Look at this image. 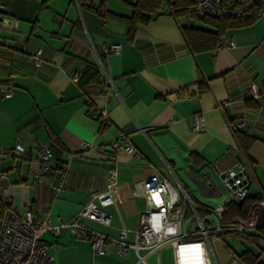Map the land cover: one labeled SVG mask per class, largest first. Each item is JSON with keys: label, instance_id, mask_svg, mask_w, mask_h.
Listing matches in <instances>:
<instances>
[{"label": "crops", "instance_id": "1", "mask_svg": "<svg viewBox=\"0 0 264 264\" xmlns=\"http://www.w3.org/2000/svg\"><path fill=\"white\" fill-rule=\"evenodd\" d=\"M87 4L100 7L108 17L79 8L75 0H0V16L7 18L0 30V85L13 87L8 98L0 92V147L10 150L19 140L27 152L23 158L0 160V171L8 175L2 197L18 211L29 209L42 216L44 226L50 227L59 219L73 218L89 194L104 189L115 161L118 186L115 207L109 209L112 227L96 228L117 235L121 225L132 239L145 208L144 198L133 193L137 180L156 174L173 183L169 178L173 172L194 205L210 210L227 199L219 173L242 156L231 129L242 123V132L254 139L247 151L249 161L242 156L253 174L247 197L260 199L249 213L253 228L225 240L211 236L205 241L199 236L176 242L148 262L241 264L236 256L248 250L262 253L264 263V241L257 230L264 228V95L246 106L251 83L264 92V14L247 27L228 29L214 51L194 54L182 29L209 27L200 20L175 17L165 2L149 15L148 23L137 24L132 39L125 22L132 13L123 1ZM230 40L234 44L227 46ZM112 45L120 46L118 54L101 53ZM100 109L109 123L102 132L100 122L91 116ZM194 114L203 118L199 132L191 128ZM121 140H129L135 152L113 158L101 150ZM37 142L50 143L56 161L66 153L74 155L59 193L51 188L54 174L39 188L26 185L29 172L39 170L33 148ZM85 142L92 148L81 153ZM184 218L186 229L195 231L188 208ZM180 233V224L170 222L164 237ZM40 240L56 264L136 262L132 250L118 255L112 246L96 255L86 240L74 238L68 229L57 235L44 231Z\"/></svg>", "mask_w": 264, "mask_h": 264}, {"label": "built area", "instance_id": "2", "mask_svg": "<svg viewBox=\"0 0 264 264\" xmlns=\"http://www.w3.org/2000/svg\"><path fill=\"white\" fill-rule=\"evenodd\" d=\"M170 8L176 0H164ZM191 4L182 20H201L204 18L241 17L254 5L260 8V15L264 14V3L259 0H186ZM7 18L0 16V30ZM233 40L227 46H232ZM120 46L112 45L103 49V54H118ZM38 58V52L35 59ZM100 69L103 71L102 67ZM248 96L252 100H258L264 95L255 83L248 88ZM2 98L12 95L11 85H0ZM101 124L108 125L107 114L104 110H95L91 114ZM192 131L203 130V118L201 114L191 117ZM232 130H242L243 124L236 123ZM39 162L37 172L30 171L27 186L39 188L45 178L54 174V182L51 188L57 193L66 185L68 175V161L74 156L66 153L60 161L54 159V152L50 143L37 142L33 147ZM92 148L89 143L80 146V152H86ZM113 158L122 152L134 153V147L129 140L113 141L101 148ZM27 154L24 145L17 140L10 150L0 147V160L23 158ZM137 155V153H135ZM19 171V167L14 168ZM251 169L247 166L242 156L234 165L219 173L228 197L222 203L210 210H204L205 216L198 215L197 207L193 204L188 193L178 183H171L159 178L156 174L150 175L133 183L132 189L135 196L145 200V208L139 212L137 228L133 232V238H128V230L124 226L117 228V235L103 232L96 227H112L113 214L109 209L115 207V194L118 186V166L114 163L109 167L104 189L89 194L80 210L70 220L59 219L50 227L44 226L42 216L33 213L29 209L16 210L9 201L2 197V190L7 183L8 175L0 171V199L5 204L0 217V264H56L49 252L47 244L40 240L44 231H50L57 235L62 229H68L76 239H84L88 242L91 251L101 255L106 248L112 246L118 255H125L128 251L134 252L135 264H149V258L173 243H180L189 237L200 236L208 241L212 234L229 232L238 236L245 235L253 228V223L240 218H234L231 222H224L223 217L230 204H237L247 196V189L252 178ZM188 208L192 213L191 221L195 224V231L186 229L187 220L184 212ZM176 222L180 224V235L174 238H165L164 232L167 224ZM207 222H210L208 225ZM176 264H180L177 260ZM233 264H237L233 260Z\"/></svg>", "mask_w": 264, "mask_h": 264}, {"label": "trees", "instance_id": "3", "mask_svg": "<svg viewBox=\"0 0 264 264\" xmlns=\"http://www.w3.org/2000/svg\"><path fill=\"white\" fill-rule=\"evenodd\" d=\"M79 8H85L97 13H101L100 7L95 8L90 4H87V1L91 0H75ZM123 1L124 6H127L131 9L132 16L130 19H126L125 22L129 26V39L133 38L135 33V29L137 24H146L149 21V15L157 11L164 0H134L133 3L127 4ZM167 5V4H166ZM168 7V5H167ZM191 4L186 0H176L174 4L169 8L170 13L175 17H182L187 13L190 9ZM101 15L104 18H107L108 15L103 11ZM260 16V8L257 5H254L247 13L243 14L241 17H220V18H204L200 21L209 27V29H200V28H192V27H184L182 29L183 36L187 42V45L192 53L198 52H212L214 51L221 43L225 36V32L228 29H238L244 28L251 24H253ZM201 89L205 88V86H201ZM249 101L246 102V106H250ZM256 108V106H254ZM108 125L101 124L99 132H102L106 129ZM234 139L241 151L243 158L246 161L248 160L247 151L249 147L254 142L253 138L247 136L242 130H232ZM52 141L55 146L59 147L58 140L52 138ZM192 156V154H191ZM260 201L258 197H245L242 200L240 206L237 204H230L227 207L226 213L224 214L223 221L231 222L234 218H240L242 220L247 221L249 218V213L252 207ZM198 213H204V208L202 206H196ZM5 208V204L2 203L0 199V217L2 211ZM203 212V213H202ZM259 233V238L264 241V228L260 227L257 229ZM213 236L220 237L222 240H225L229 235H235L229 232H220L216 234H212ZM199 236L189 237L186 240H195L198 239ZM262 253L255 255L250 251H245L236 256L237 260L241 264H264L261 262Z\"/></svg>", "mask_w": 264, "mask_h": 264}, {"label": "rangeland", "instance_id": "4", "mask_svg": "<svg viewBox=\"0 0 264 264\" xmlns=\"http://www.w3.org/2000/svg\"><path fill=\"white\" fill-rule=\"evenodd\" d=\"M173 172H169V178H170V180L173 182V183H176V182H178L185 190H186V188L181 184V182H180V178H178V177H176V176H174L173 174H172ZM139 203H142V201H139ZM136 228H137V224L135 223V230H136ZM262 259H264V257H262Z\"/></svg>", "mask_w": 264, "mask_h": 264}, {"label": "water", "instance_id": "5", "mask_svg": "<svg viewBox=\"0 0 264 264\" xmlns=\"http://www.w3.org/2000/svg\"><path fill=\"white\" fill-rule=\"evenodd\" d=\"M241 203H242V201H239V202L237 203V205H238V206H240V205H241Z\"/></svg>", "mask_w": 264, "mask_h": 264}]
</instances>
